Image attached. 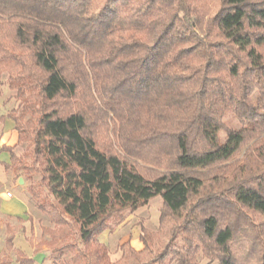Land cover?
<instances>
[{"label": "trees", "instance_id": "16d2710c", "mask_svg": "<svg viewBox=\"0 0 264 264\" xmlns=\"http://www.w3.org/2000/svg\"><path fill=\"white\" fill-rule=\"evenodd\" d=\"M220 1L203 17L190 0H0L27 143L5 166L31 181L59 257L120 264L99 236L160 196L159 233L142 228L122 264H264V0Z\"/></svg>", "mask_w": 264, "mask_h": 264}, {"label": "rangeland", "instance_id": "374dc122", "mask_svg": "<svg viewBox=\"0 0 264 264\" xmlns=\"http://www.w3.org/2000/svg\"><path fill=\"white\" fill-rule=\"evenodd\" d=\"M190 1L195 9V12L203 17L213 16L221 7L220 0ZM260 51L264 56V46L260 48ZM4 76L5 80L7 81V74H3L2 77ZM257 95L258 94H255L254 98H256ZM15 103V106L18 105L19 108L20 101L16 99ZM229 122H231L230 124L233 126H239L238 119H231L230 117ZM224 135L225 133H223V136ZM259 140L260 139H256L250 144L246 145L234 159H232L229 163L223 165L221 168L227 165L229 166L241 162L244 159L245 155L259 142ZM22 144L24 148H26L27 143ZM210 172L212 173L214 172V170ZM7 174L8 175H6L5 177L0 178V261L7 258L12 252H10V250H8L6 247V237L10 234V232L7 230L6 224L12 226V234L22 231V219H16L14 216L7 215L2 210L3 202L9 198L6 196L7 193L12 192L15 198H24L29 202L31 208V215H29V218L33 220V214L37 220V235L35 236V232L32 233V240L39 242V248H43L44 246L48 248V254L50 256V259L54 263L72 264L70 262V258L72 255L68 251L65 252L64 256L60 257L58 254L55 253V251H53V248H55V244H53L52 242V234L50 232L45 231V229H55L57 228V226L52 221L50 214L38 209L35 204V201L31 198V195L27 190V187L29 186L31 181L25 179L20 171L11 170L7 172ZM21 178L23 179V182H20ZM10 201L12 202L14 201V199H10ZM162 208L163 200L160 196H156L150 199L145 205L141 206L136 211L132 213L128 212L126 214L125 220L120 225H118L113 231H106L101 236V242L107 245L108 247L109 257L112 263L119 262L120 264H122V256L124 253L122 246L127 242H129L136 250H141L143 248V244L140 241L142 228H145L151 234L159 233L161 226L160 218L162 214ZM71 230V232L77 233V226L72 225ZM75 236H77V234H75ZM157 239L158 238L156 237L155 240ZM198 264H219V261H211L209 258L200 255L198 257Z\"/></svg>", "mask_w": 264, "mask_h": 264}, {"label": "crops", "instance_id": "0c3cea01", "mask_svg": "<svg viewBox=\"0 0 264 264\" xmlns=\"http://www.w3.org/2000/svg\"><path fill=\"white\" fill-rule=\"evenodd\" d=\"M16 94L17 92L11 89L5 80V76L2 77L0 79V178L5 177L8 175L7 172L11 171L5 166V164L11 161L10 149L18 156H21L25 149L19 141V134L15 129L14 120L7 116L10 111L18 108V105L15 106ZM10 199H14V201L11 202ZM2 210L7 215L14 216L16 219H22V231L14 234L13 249L10 250L12 252L8 256L11 258V262L4 261V264H18L16 261L17 250L32 258L34 264H56L50 259L48 248L46 246L39 248V242L32 240V233L35 232V236L37 235V220L33 214V220L29 218V215H31L29 202L24 198L12 196L3 202ZM103 234L99 236L100 241H102L101 236Z\"/></svg>", "mask_w": 264, "mask_h": 264}, {"label": "built area", "instance_id": "2783aa9c", "mask_svg": "<svg viewBox=\"0 0 264 264\" xmlns=\"http://www.w3.org/2000/svg\"><path fill=\"white\" fill-rule=\"evenodd\" d=\"M7 196H8V197H12L13 194H12L11 192H8V193H7Z\"/></svg>", "mask_w": 264, "mask_h": 264}, {"label": "water", "instance_id": "95a60500", "mask_svg": "<svg viewBox=\"0 0 264 264\" xmlns=\"http://www.w3.org/2000/svg\"><path fill=\"white\" fill-rule=\"evenodd\" d=\"M20 182H23V179L21 178Z\"/></svg>", "mask_w": 264, "mask_h": 264}]
</instances>
